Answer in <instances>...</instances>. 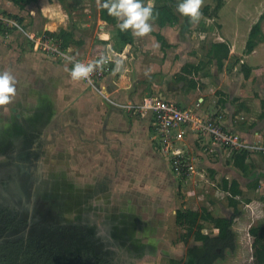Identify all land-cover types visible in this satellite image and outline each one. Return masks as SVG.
<instances>
[{
    "label": "crops",
    "instance_id": "crops-1",
    "mask_svg": "<svg viewBox=\"0 0 264 264\" xmlns=\"http://www.w3.org/2000/svg\"><path fill=\"white\" fill-rule=\"evenodd\" d=\"M104 1L85 0L82 4L81 0H38L36 5L28 7L26 12L23 11L29 16H21L24 19L23 28L25 27L27 30L44 27L45 31L50 32H59L62 29L73 31L74 38L84 40L85 44L80 51L87 55L91 54L99 38L109 41L110 51L105 58L111 64L109 73L101 80L88 85L91 88L90 93H80L75 97L74 106L69 115L72 118L73 128L77 132L74 137L70 135V138L74 140L70 147L74 150L68 160L72 171L69 173L70 183L74 184V187L89 185L86 177V182L83 180L84 178L82 179L83 173H87L89 168L90 170L95 168L94 170L100 174L103 165L107 164L108 168L113 162H115L117 171L121 164H129L133 168L145 166L148 171L152 168L155 170L157 161L153 141L156 134L158 137L159 135L153 111L145 104L161 96L166 100L176 99L177 101L174 103L183 109H192V104L198 105L197 102H199V115L214 116L221 126L238 136L242 148H247L252 153L248 162L253 168V174L246 175L235 167L232 148L213 143L210 135L194 132L189 124H185L175 132V135L180 137L182 145L192 159L196 170L194 174L196 181L203 180L204 174H208L209 178L207 179L216 186L220 183L221 185L218 186L220 189L224 179L229 181L238 179L244 192L239 199L243 203L248 199L256 200L251 197L247 198L244 184H248L251 189H255L257 192L264 191V72L257 71L264 65L250 66L248 63L251 58L258 57L259 53L264 54V41L251 54H247V39L239 43L237 33L223 34L222 25L218 20L222 8L229 0H218V3L222 1L218 16L207 17L204 14L201 16L200 12L198 18H193L181 13L179 15L180 22L176 26L163 28L159 27L155 20L150 19L147 24L156 33L161 34L165 41L162 42L157 35L151 33L144 36L134 35L133 47H126L120 52L115 47V40L119 32L118 26L104 24L101 20L100 13ZM6 3L10 9L17 8L9 0ZM146 3L148 5L149 0H146ZM155 3L156 0H152L153 6ZM207 6L211 9L213 7L212 5ZM119 19L124 21L126 17ZM262 31L264 34V17ZM164 42L171 47H164ZM216 42L226 43L230 48L229 59L226 60L222 71L219 70L215 62L208 63L209 50L212 43ZM240 46H242V50ZM72 48L70 47V50ZM241 51L243 52L241 53ZM31 55L33 54L31 53ZM203 55L206 56L207 61L198 58ZM125 61L128 64L125 66L128 67L127 69H123ZM232 61L234 64L228 70L227 65ZM38 64L40 63H33V65ZM186 64L195 66L205 64L206 67L203 71L209 72L210 75L198 80L196 88H191L185 82L176 80L177 75ZM243 64L252 68L253 72L249 79L244 78L240 81L234 74L238 72L237 67L239 66L243 72ZM32 70L30 68L31 72ZM224 71L225 73H223ZM243 74L245 73L243 72ZM210 78L213 80L212 83L209 82ZM65 81L63 79L62 83L59 82L58 93ZM249 83L258 85L260 91L249 94L246 88ZM55 88L48 87V90L41 93L44 102L50 104L49 98L54 99ZM93 93L99 100L100 111L97 110L99 105L97 99L92 96ZM198 97L200 98L197 99ZM240 104H245L247 109H240ZM69 105L70 103L67 106ZM103 106L107 114H104L105 125L100 129L102 115H99L100 118L97 119L96 113L104 112ZM124 106L130 110L126 111L123 109ZM30 112L35 111H32L31 108ZM128 112L132 122L128 128H124L126 126L125 116ZM11 113L8 115L12 118ZM9 116L4 118L5 122ZM62 130L60 135L66 131L65 128ZM57 146L61 147V143L59 142ZM95 151L99 158L93 156ZM82 152H85V155ZM144 152H146V156L143 154ZM113 154L118 157H113ZM143 157L146 158V161L143 160ZM98 162L100 165L95 166V163ZM168 167L169 169L166 167L165 170L170 174L169 179H164L159 183L153 179L151 174L148 177L146 175L147 178L136 177L137 179L132 181V189L124 190V193L127 191L130 194H124L127 198L122 199V206L116 208L117 214L114 213L129 221L124 225V228L127 227L128 231L133 232L135 236L133 240H124L123 247L134 250L132 260H137L138 264L153 262L157 257L156 249L161 246L168 247L166 239L168 221L172 215L177 214L179 206L184 205L185 209L199 210L189 208L186 203L190 199V191L186 190L181 198L175 195V190L178 192L176 188L178 178L173 176L172 169L170 166ZM182 179L179 180V183L184 184V182L190 181L189 177ZM256 184H258L257 188L254 187ZM99 185L101 190L95 188L91 198L107 191L105 184L99 183ZM179 190H181L180 185ZM223 191L227 193L224 189ZM261 198L264 202V193ZM202 203L200 210L207 208L215 217H229L233 211L232 207L231 209L226 208L222 200L215 198L210 199V203L207 202L209 205ZM215 207L218 208L216 212H214ZM255 222H261L264 225V216L254 219L253 223ZM253 223L250 224V227L254 225ZM249 229L246 232L249 233ZM213 233L217 235L219 230L215 228ZM145 239H148V242H145ZM131 243L132 245H130ZM193 245L201 246L202 244L201 242H192L191 239L187 244L181 241L177 244L179 253L177 251L173 254L166 252L160 258H172L186 262L188 249Z\"/></svg>",
    "mask_w": 264,
    "mask_h": 264
},
{
    "label": "rangeland",
    "instance_id": "rangeland-1",
    "mask_svg": "<svg viewBox=\"0 0 264 264\" xmlns=\"http://www.w3.org/2000/svg\"><path fill=\"white\" fill-rule=\"evenodd\" d=\"M6 1L7 0H0V18L2 16L6 18V22L5 20H1L0 25L4 26V29H7V31H11V33L8 32V34H5L7 36H5L1 34L2 31L0 32V75L7 72L13 78L15 81L14 87L16 92L15 96L12 97L11 102L8 105L0 107V142L8 136H14L16 137L15 140H18V137H22L21 130H23L27 123L31 125H33V123L34 125L39 124V126L45 128V133L48 139H52L55 135L54 138L56 139V143H52L44 148L45 156L41 161L43 163L40 170L35 171L33 181L38 186H40L38 190L40 193L45 192V190L49 189L51 186V189L47 190L46 193H52L53 197L58 203V205L56 203L57 206L55 207V217L57 219L55 223L67 228L63 229V231L59 233V237H62L63 240L67 241V245H64L65 248H67V251L71 250V252L76 254L78 257L89 256L91 259L89 262L94 264L98 262V260L94 259L106 258L109 261L119 264H138L137 260L130 261L125 257L124 254H119L110 245L109 240L116 239L119 241H128L129 239L133 240L135 236L133 232L128 231L127 227H125V229L128 233H126V231L123 233L119 232L116 229L120 228V225L117 224L119 219L117 220V217L110 216L114 213L117 214L116 208H120L122 206V199L127 198L124 196V194H130V192L127 191L124 193V190L132 189V181L137 179L136 177L141 176L142 178H147L148 175L151 174L153 179H156L155 181L157 183L162 182V180H167L169 179L168 177H170V174L165 170L166 167L169 169L168 166H170V169H172L173 176L178 178L176 185L178 192L175 190V195H178V197L181 198L183 197V194L186 192V190L190 191V199L186 202L189 208H197L199 209L198 211H200V207L203 204L202 202H204L206 205H209L207 202L210 203V199L215 198L216 200H222L226 208L231 209L229 204L230 194L228 192L225 193L223 189H221L222 187L218 189V186L221 185L220 183L217 184L218 186L211 183L207 179L209 178L208 174H204L205 178L203 177V180L199 179L196 181L194 178V174L196 172L194 167V169L189 170V172L177 173L174 170L172 166L174 162L170 155L164 151L161 145V138L158 137L157 134L155 140L153 141L155 146V158L157 161V168L155 170L152 168L150 171H148L145 166L142 168L138 166L133 168L129 164H121V167L119 166L120 169L117 171L115 168V162H113L108 168L107 164L103 165V169H101L102 171L100 174L94 170L95 168L93 170H90L89 168L87 173H83L81 175L82 179L84 178L83 180L85 181L86 177L89 185H80L74 187V184L67 183L69 181V173L72 172L69 167L68 160L70 159V154L74 150L70 148L72 141L74 142V140L70 138V135L71 137H74V134L77 133L75 132V128H73L71 120L72 118L69 115L73 109L75 97L80 93H90L91 88L88 87V85H92L94 83L87 82L82 77L77 80H73L71 73L74 71L76 64H81L92 59L89 58L90 55L80 51L82 47L75 43L71 46L73 47L72 50L69 48L67 51H63L59 44L60 42L57 43V41L51 39L47 35V31L43 29L44 27L37 28L36 30L35 28L30 30L23 28L24 22L19 23L18 18H21V16H29L25 13L26 10L23 12L18 8L15 10L10 9ZM81 1L82 4L85 2V0ZM217 1L218 0H201L199 7L202 9L199 10H203L207 5H212L213 10L218 3ZM101 2H103V0H101ZM202 14L203 13L201 12V16ZM261 16L264 17V0H229L225 7L222 8L218 22L222 25L223 34L230 35L232 32L233 34L237 33L239 43H242L243 40L249 39V35L254 24L260 21ZM198 17L199 14L193 18ZM45 38L47 40L50 38L51 41L46 43ZM56 48H58L59 51H56ZM240 49L242 50V46H240ZM242 52L243 51H241V53ZM31 53L33 55H31ZM198 58H201L203 61H207L205 55ZM36 62H39L40 64L33 65V63ZM125 62L123 64V69L128 68L125 67L127 61ZM232 64H234L233 61L227 65L228 70L231 68ZM110 65L111 64L107 62V71H110ZM248 65H264V54L259 53L258 57L251 58ZM30 68L33 69L32 72L30 71ZM237 71L238 72H235L234 74L237 80H243L245 78V74H243L241 71V66L237 67ZM108 73L109 72H107L105 75ZM223 73H225V71ZM63 79L66 81L63 82L62 86L60 85L61 89L58 93L59 82L62 83L61 81H63ZM209 82L212 83L213 80L210 78ZM48 87H56L54 90L53 102L51 101L52 98L51 100L49 98L50 104H52L49 108L47 107V103L43 101L41 94L45 92L46 89L48 90ZM246 88L249 94L260 91L258 85L255 86L251 83H249V86L247 85ZM94 94L95 93H93L92 96L97 99V104L99 105L97 106V110L99 109L98 111H100L99 100ZM164 98L165 97L160 96V99ZM199 98L200 97L197 99ZM171 99L172 98H170L169 101L173 103L177 101L176 99ZM69 103L70 105L67 106ZM197 103L198 105L195 103L192 104V110L196 113L199 112V102ZM31 108L32 111L35 112H30ZM123 109L126 111L130 110L125 106ZM103 110L104 112L101 114L100 112L96 113L97 119L100 118L99 115H102V119H100L101 122L99 121L100 129L105 125L104 120L106 117L104 114H107L105 112L106 109L104 106ZM8 113L12 114V118L8 115ZM6 116H9V119L5 122L4 118ZM130 119L131 117L129 116L128 112L127 116H125L126 126H124V128H128V125L131 124L132 121ZM32 120L33 123L31 122ZM49 125L50 127H48ZM64 128L66 131L64 134L60 135L58 133V129L62 130ZM59 142L61 143V147L57 146ZM0 145L4 144L2 143ZM82 153L85 155V152ZM143 154L146 156V152ZM4 156L5 154L0 155V163L4 161ZM93 156L95 158H99L97 151L94 152ZM112 156L115 157L116 155L113 154ZM117 157L118 156H116V158ZM145 159L146 158L143 157V160ZM96 165H100V162L95 163V166ZM78 170L81 171V169ZM2 172L4 173L3 176H0V182L2 178L3 180L7 179L8 173L9 176L11 175L9 170L4 171L3 168L0 169V175H2ZM186 177L190 178L189 182H184V184L179 183L180 179H186ZM55 180L64 184L62 187L67 188L66 192L60 189L57 190V186L55 188L52 187L51 182H55ZM99 183L105 184L107 191L102 195L91 198V194L94 192L95 188H100L99 190H101ZM179 185L180 189L185 191L179 190ZM244 187L247 193V198L251 197L257 199L263 197L264 191L257 192V190L251 189L248 184H244ZM87 195L89 196L87 197ZM69 200H75L73 205L75 212L70 213L63 211L64 208H67L70 202ZM184 207V205L179 206L177 211L185 210ZM217 209L218 208L215 207L214 212H216ZM176 216L177 214L175 213L168 221V232L166 233L168 247H158L155 251L157 257L153 262L148 264H168L166 259H161L160 256L166 252L173 254V252L179 251L177 250V244L181 242L182 236L185 233V229L177 224ZM108 217L110 218L108 219ZM203 224V232L205 234L214 235V225L208 222H203ZM253 224L254 226L262 225L261 222H255ZM72 225H74L73 227L76 228L71 229L69 232V228H72L70 227ZM43 231L47 232V229L34 228L28 231L26 236L32 237V234H38L41 236V238H43V240H50L49 237L51 235H56V239L58 238V233L46 235V233ZM17 236L19 237L21 235L19 234ZM23 236L24 235L21 236V239L24 238ZM11 239L15 238L12 237ZM92 239L97 241H94L93 244L91 242L93 241ZM192 239L191 241L193 242L194 240ZM242 239L244 243L240 245V254L237 256V258L230 256L231 258L226 261H230L228 264H255L253 257V237L250 235V233L246 232ZM104 241L108 242L103 243ZM145 242H148V239H145ZM130 245H132V243ZM130 250L133 249L130 248ZM103 256L105 258H103ZM226 262H223L222 264H226Z\"/></svg>",
    "mask_w": 264,
    "mask_h": 264
},
{
    "label": "trees",
    "instance_id": "trees-1",
    "mask_svg": "<svg viewBox=\"0 0 264 264\" xmlns=\"http://www.w3.org/2000/svg\"><path fill=\"white\" fill-rule=\"evenodd\" d=\"M12 2L19 10L25 11L28 7L36 5L38 0H9ZM115 0H105L104 4H108L109 8ZM142 7H148L146 0H140ZM187 3V0H156L155 6L151 9V15L146 23L153 19L159 25V27L166 26H176L180 22V6ZM103 4V5H104ZM101 7V20L107 25L118 26L119 32L116 37L115 47L121 52L126 47L132 48L134 45V29L129 27L125 30H121L119 25L123 24L124 21H120L118 17L110 16L108 14V9ZM222 1L217 4V6L212 10L211 7L207 6L203 10H197V14L202 12L207 17L213 15L218 16L221 9ZM191 17V14H189ZM19 23L24 22V19L18 18ZM262 20L256 23L249 35V39L246 45V53L251 54L256 47L264 41V34L262 31ZM5 27L0 25L1 34L5 35L11 33L4 29ZM25 28V27H24ZM47 35L57 41L60 44L63 51H67L72 44H78V46L83 47L84 40H78L75 37L73 31H68L65 29L59 32H46ZM151 34L157 35V37L163 42L165 41L163 36L156 33L151 28ZM164 47L170 48L171 46L164 42ZM110 51L109 41L103 38H99L91 52L89 58L95 61L105 59L107 53ZM230 48L226 43L216 42L212 43L209 50V61L208 63L215 62L220 71L223 70L226 60L229 59ZM205 64L198 66L186 64L181 72L177 75L176 80L179 82H185L191 88H196L198 80L203 77L210 75L209 72H204ZM242 70L245 73V78L249 79L252 74V68L243 64ZM203 71V72H202ZM258 72H264V67H260ZM240 109H247L245 104H240ZM251 151L247 148H241L234 151L233 159L234 165L240 169L244 174H253V168L248 162ZM258 187V184L254 186ZM222 188L227 191L229 196V204L233 208L232 214L227 217H215L207 208H203L200 211L185 209L177 211V224L185 229V233L182 236V242L188 243L190 239L193 238L195 242H201V246L193 245L188 249V259L186 262L178 261L172 258L166 259L168 264H222L226 262L231 257L237 258L240 254V245L244 243L242 237L249 229L250 224L256 218H262L264 216V202L263 198L251 200L248 199L243 203L239 198L243 196L244 192L241 189V183L238 179L232 181L224 179L222 181ZM203 222H208L216 229L219 230L217 235H209L203 232L204 224ZM250 235L253 237V250H254V262L255 264H264V225L251 226L249 229ZM57 255L62 263L65 255ZM231 256V257H230ZM163 259V258H162ZM98 262L95 264H112V261L106 259H97ZM152 260H154L152 258ZM107 261V262H105ZM232 261V260H231ZM83 262V261H81ZM230 261L226 262L228 264ZM80 264V263H79ZM85 264H94L87 262Z\"/></svg>",
    "mask_w": 264,
    "mask_h": 264
},
{
    "label": "flooded vegetation",
    "instance_id": "flooded-vegetation-1",
    "mask_svg": "<svg viewBox=\"0 0 264 264\" xmlns=\"http://www.w3.org/2000/svg\"><path fill=\"white\" fill-rule=\"evenodd\" d=\"M47 105L49 108L52 104L47 103ZM31 122L33 123V120ZM28 124L24 126L25 129L21 130L22 137H18V140H15L16 137L14 136H8L0 142V144H4L0 145V155L5 154L4 161L1 162L2 164L0 163V169L9 170L11 173L9 176L7 172V179L0 182V264H85L91 261L89 256L78 257L71 250L67 251L64 246L65 244L67 245V241L59 237V233L66 227L55 223L57 221L55 207L58 203L52 193H46L47 190L51 189V186L45 192L40 193L38 192L40 186L33 181L35 171L40 170L42 166L43 162L41 161L45 156L44 148L56 142L55 135L52 139H48L45 128L39 126V124L34 125L33 123V125L29 124V126ZM62 131L58 129V133ZM51 183L52 187L55 188L57 186V190L60 189L66 192L67 188L62 187L64 184L61 182L55 180V182ZM67 183L70 182L68 181ZM102 187L104 186L102 185ZM69 201L67 208H62L63 211L75 212L73 208L75 200ZM113 215L115 214L110 217H117V220L119 219L117 224L121 228L116 229L121 233L127 231L124 225L127 222L129 223V221L126 218ZM73 226H70L72 228H69V232L71 229L76 228ZM34 228H46L47 232L43 231L46 235L58 233V238L56 239V235H51L49 237L50 241L43 240L38 234H32V237L26 236V233ZM19 234L21 236L24 235V238L18 237L17 235ZM12 237L15 239H11ZM92 240L93 244L94 241H97L95 239ZM105 242L108 241L103 243ZM109 243L116 252L124 254L130 261L134 258L132 256L134 250L124 248V241L112 239L109 240ZM55 253L65 255L63 263L59 261L60 258ZM103 258L105 257L103 256ZM112 264L119 263L113 262Z\"/></svg>",
    "mask_w": 264,
    "mask_h": 264
},
{
    "label": "built area",
    "instance_id": "built-area-1",
    "mask_svg": "<svg viewBox=\"0 0 264 264\" xmlns=\"http://www.w3.org/2000/svg\"><path fill=\"white\" fill-rule=\"evenodd\" d=\"M1 20L6 22L4 16L0 18V22ZM45 40L46 43L51 41L50 38L48 40L45 38ZM55 50L59 51L58 48ZM81 65L85 68L91 66L88 75L82 77L90 83L101 80L108 72L106 59L90 60ZM145 105L153 111L161 145L172 158L173 167L177 173L194 169L193 162L182 145L180 137L175 135V132L185 124H189L194 132L210 135L215 144L230 147L234 151L242 148L238 136L221 126L214 116H201L192 109L180 108L176 103L160 98H154Z\"/></svg>",
    "mask_w": 264,
    "mask_h": 264
},
{
    "label": "clouds",
    "instance_id": "clouds-1",
    "mask_svg": "<svg viewBox=\"0 0 264 264\" xmlns=\"http://www.w3.org/2000/svg\"><path fill=\"white\" fill-rule=\"evenodd\" d=\"M201 4V0H187V3L180 6V11L192 16L197 15V10ZM153 7L152 0H149L148 7H142L140 0H117L109 8L108 4H104L103 8L108 9L110 16L124 19V23L119 25L121 30L129 27L134 29V35L144 36L151 32L150 26L146 23L151 15ZM91 71V66L85 68L81 64H76L74 71L71 73L73 80L85 77ZM15 81L5 72L0 75V107L6 106L11 102L12 97L15 96Z\"/></svg>",
    "mask_w": 264,
    "mask_h": 264
},
{
    "label": "water",
    "instance_id": "water-1",
    "mask_svg": "<svg viewBox=\"0 0 264 264\" xmlns=\"http://www.w3.org/2000/svg\"><path fill=\"white\" fill-rule=\"evenodd\" d=\"M1 174H2V175H0V176H3V172H2ZM1 180L4 181L3 178H2Z\"/></svg>",
    "mask_w": 264,
    "mask_h": 264
},
{
    "label": "bare ground",
    "instance_id": "bare-ground-1",
    "mask_svg": "<svg viewBox=\"0 0 264 264\" xmlns=\"http://www.w3.org/2000/svg\"><path fill=\"white\" fill-rule=\"evenodd\" d=\"M21 200V199H20ZM33 211V210H32ZM31 214V213H30Z\"/></svg>",
    "mask_w": 264,
    "mask_h": 264
}]
</instances>
